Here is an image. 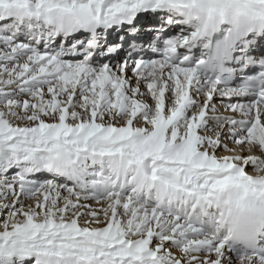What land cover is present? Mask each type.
Instances as JSON below:
<instances>
[{
    "label": "snow or ice",
    "instance_id": "6c2138e0",
    "mask_svg": "<svg viewBox=\"0 0 264 264\" xmlns=\"http://www.w3.org/2000/svg\"><path fill=\"white\" fill-rule=\"evenodd\" d=\"M228 16L264 0H0V264H264L211 227L217 193L264 190V71L224 87L193 51Z\"/></svg>",
    "mask_w": 264,
    "mask_h": 264
},
{
    "label": "clouds",
    "instance_id": "9594fccd",
    "mask_svg": "<svg viewBox=\"0 0 264 264\" xmlns=\"http://www.w3.org/2000/svg\"><path fill=\"white\" fill-rule=\"evenodd\" d=\"M202 21H192L193 30L202 27ZM227 23L230 27L224 37L221 38V45L224 48L225 57L228 54L230 44L238 34L264 29V23L257 21L250 22L246 18L236 19L228 16L224 20L210 22L211 27L203 37L220 31L221 26ZM231 35L230 43H225V37ZM211 66L213 57L205 59ZM249 156L260 155L264 158V149L256 150L255 144H249L247 148ZM254 181H264V167L249 173ZM257 190H253V189ZM260 184L252 183L248 187L231 185L223 192L217 193L214 199V210L211 218L213 235L225 240L233 246L245 245L249 240L254 239L258 234H264V190Z\"/></svg>",
    "mask_w": 264,
    "mask_h": 264
},
{
    "label": "bare ground",
    "instance_id": "6f19581e",
    "mask_svg": "<svg viewBox=\"0 0 264 264\" xmlns=\"http://www.w3.org/2000/svg\"><path fill=\"white\" fill-rule=\"evenodd\" d=\"M220 114L227 115V114H230V113H227V112H225L223 109H221ZM224 131H225V133H226V129H225ZM230 146H231V145H230ZM220 154L223 155V154H225V153L221 152ZM248 170L251 171V168H249ZM5 214H6V213H5ZM2 218H3V217H0V219H2ZM25 264H34V260H27V261H25ZM234 264H239V262L234 260Z\"/></svg>",
    "mask_w": 264,
    "mask_h": 264
}]
</instances>
